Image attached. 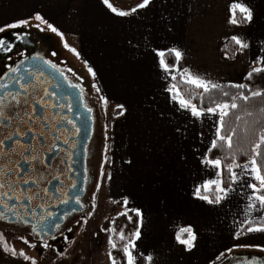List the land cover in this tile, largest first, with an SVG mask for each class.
I'll return each instance as SVG.
<instances>
[{
  "label": "crops",
  "instance_id": "obj_1",
  "mask_svg": "<svg viewBox=\"0 0 264 264\" xmlns=\"http://www.w3.org/2000/svg\"><path fill=\"white\" fill-rule=\"evenodd\" d=\"M243 2L254 9L255 20L237 28L227 22L232 0H154L128 17L115 16L102 0H0V27L39 13L63 34L62 47L95 71L91 78L108 101L103 103L108 117L105 191L125 211L143 212L138 251L151 254L153 264H210L237 245L205 249L200 242L216 215L192 192L213 178L214 170L205 168L201 157L215 138L216 118L194 120L178 110L165 91L169 81L155 50L178 47L185 53L183 65L193 72L224 85L243 83L250 63L264 56V0ZM233 35L250 48L230 59L225 46ZM235 187L230 197L239 213L251 190ZM188 225L199 236L191 251L175 240L179 228ZM241 243L264 247V237H244ZM244 254L252 253L237 256ZM138 264H144L142 258Z\"/></svg>",
  "mask_w": 264,
  "mask_h": 264
},
{
  "label": "snow or ice",
  "instance_id": "obj_2",
  "mask_svg": "<svg viewBox=\"0 0 264 264\" xmlns=\"http://www.w3.org/2000/svg\"><path fill=\"white\" fill-rule=\"evenodd\" d=\"M103 4L110 10L112 14L117 17H128L139 10L148 9L154 0H141L136 7H133L130 11L119 9L114 6L111 0H102ZM228 20L227 22L234 27H242L246 25H252L255 20L254 9L243 2V0H232V3L228 8ZM37 23L32 24V20ZM43 25L44 27H41ZM35 27L39 31L43 32L45 30L54 33L56 36L63 39V34L55 27L53 24L49 23L45 17L39 13H36L33 17L21 19L14 23L7 24L6 26L0 27V33H5L8 30L21 29ZM22 39V37H18ZM231 41L237 46V52L242 54L244 50L250 48V44L245 40L241 39L237 35L231 36ZM14 44L9 43L5 39H0V52L5 54L13 51ZM67 47V45H65ZM71 51H74L70 49ZM264 51V49H261ZM23 55V53H20ZM156 56L159 58L158 65L160 70L165 74L164 78L168 80V85L165 87V91L169 94V99L175 105H178V110L182 112H187L194 120H203L205 117H215L213 124L215 125V138L212 139L210 147L201 157V163L205 168L214 170L213 178L206 179L201 183L194 186L192 196L194 199L202 201L208 205H220L222 202L227 201L230 196L236 193L237 188L235 186L243 184L248 189L251 190L250 194L246 196L247 203L243 210L244 218L242 220L236 221L239 225L238 230L234 234V239L242 240L244 237H251L255 235H260L264 237V129L260 130L258 133L257 141L253 144L250 149L251 154L247 152L242 153L246 156V162L240 163L237 155L233 152V137L236 136V130L232 129L229 134H225V123L226 118L230 114L241 107L239 102H243L245 106L249 105L251 102L260 100L261 103L258 107L253 105L255 112H257L261 119H264V85L257 83L258 78L264 79V56H258L253 60L249 67L250 71L246 73L243 77L248 83H231L228 85L220 84L214 82L210 79L193 72L189 67L183 65L185 58V53L178 47H170L165 50H155ZM171 54L174 57V63H169L166 60V55ZM33 59L42 60L48 67L60 71L55 64H52L48 60H44L43 57L37 56ZM20 65L16 67H10L8 69L9 78L13 80V83L20 84L24 79L20 76H11L12 73H17ZM89 73L92 75L93 79L96 78L95 71L89 67ZM63 75V72L60 73ZM28 75L35 76L36 73L29 72ZM179 76V83H172L177 81ZM79 79V78H78ZM180 84L189 86L190 89H194L195 92L191 96H187L180 87ZM72 88H78L81 95L84 94V89L76 83H70ZM9 87L7 82L0 83V90L7 89ZM29 87L32 85L24 86L21 84V91L23 93L29 92ZM92 87H96L95 84ZM226 89H236L237 92L231 93ZM99 92L100 89L97 88ZM214 93H220L226 99L219 100L214 95ZM48 95L47 92L44 93ZM100 99L105 105L108 101L104 96ZM199 100V103H194V100ZM36 104H39L41 108L48 107L47 104L42 103L41 100H36ZM28 97L25 95L21 97L20 92H6L3 96H0V122L16 121L18 123L31 121L33 116H36L35 108L31 109V114L25 116L21 115V112L27 111ZM87 107V106H86ZM119 109H124L123 105L117 106ZM88 112H91L90 107L87 108ZM124 115V111L119 113ZM254 114L253 110H247V115L252 116ZM44 117H37V119H43ZM236 119L239 121L242 117L237 116ZM260 121H256L259 123ZM70 123V121H69ZM28 131H32L28 128ZM179 131V129H177ZM21 134L20 129H15L9 134H6L4 139H0V149L6 147L5 140H11L13 136H19ZM245 135H247V129L245 130ZM16 145L23 147L25 152L34 151L31 146H23L21 142L17 140ZM16 149L13 148L10 152L0 151V208L5 211H0V221L8 220L10 223H16L22 227L30 228V235L34 237H39V244L44 249H51V245L48 243L49 240L56 239L53 232L61 230V224L57 220V214L48 210L42 204L34 203L37 197H40V192L29 189V194L19 190V185L23 184H37V180H29L27 177L23 180H17L16 177L20 175L19 162H8V157L15 153ZM214 152L227 153L222 156L214 155ZM22 156L23 153H20ZM38 159L37 156L32 155L24 159V162L33 165L34 161ZM231 163H227V161ZM129 163H131L129 161ZM239 170V171H237ZM31 171H35L34 168ZM225 173H227L228 180L225 181ZM103 176V173H101ZM87 179V178H86ZM108 179H111V175H108ZM75 187V185H73ZM99 186H97L98 190ZM46 193V190H45ZM214 193V195H210ZM66 195V194H62ZM42 199V197H41ZM75 204L79 205L80 209H83L85 205L81 202L79 196L74 198ZM69 199H60L61 204L67 205ZM94 199V197H93ZM27 200L29 204H34L33 208V218L35 223L31 220L21 216L18 209L11 205L10 201H16L18 204H23ZM123 206L127 209L129 205L128 198H124ZM95 205H93L94 207ZM35 208H42L43 211L37 215L35 213ZM11 211L16 217V220H11L7 216V212ZM128 211L134 212L137 219L133 221L132 217L128 215ZM27 212V209H25ZM69 213L66 212L64 217L66 218ZM120 216L127 219L129 223H134L135 228L130 233H125L123 228L118 227H107L101 229L108 233V245L110 251L108 252V257L110 264H117V257L113 255V252L121 253L120 260L121 264H138L140 258L143 259L144 264H153V256L151 254L145 255L138 251L137 241L142 239L141 227L143 225V212L138 208L128 209L127 211L121 212ZM51 222V223H50ZM87 221H85L86 223ZM115 224V220L112 221ZM126 227V225H125ZM67 231L71 232L72 229L68 228ZM120 241V246L118 247L116 239ZM23 239V243L28 245V247L35 249L37 243H29L28 239ZM3 240V233H0V241ZM175 240L177 243L187 251H191L196 244L197 235L194 228L191 225L180 227L175 233ZM237 247L252 248L256 247L260 252H264V247L258 245H252L249 243L238 244ZM0 248H2L5 254L11 255L13 258H22L27 264H38L35 258L29 257L24 250L17 251L16 248L10 247L6 241L0 243ZM254 264V261L252 262Z\"/></svg>",
  "mask_w": 264,
  "mask_h": 264
},
{
  "label": "flooded vegetation",
  "instance_id": "obj_3",
  "mask_svg": "<svg viewBox=\"0 0 264 264\" xmlns=\"http://www.w3.org/2000/svg\"><path fill=\"white\" fill-rule=\"evenodd\" d=\"M0 39L15 45L10 53L0 52V83L7 82L9 85L7 89L0 90V96L6 92H20L21 97H28L27 111L21 112V115L26 117L31 114L32 108L36 110V116H33L31 121L0 122V139H4L6 134L17 128L21 132L19 136L5 140L6 147L0 151L11 153L13 148L16 149V152L7 158L9 163L19 162L20 175L16 179L23 180L27 177L30 181L37 180V184L21 183L19 190L26 195L29 194V189L40 192V197H37L34 203L42 204L49 211L56 213L61 224L60 231L53 229L56 239L48 241L51 249L42 248L39 244L40 238L30 235V228L10 223L7 219L0 221V233L11 238L15 246L20 245L35 252L42 262H48L71 247L74 236L85 225L88 215L92 212L93 197L106 156L107 126L100 112V104L103 101L99 92L92 87L90 79L74 70L64 55L63 47L56 44L44 31L29 27L8 30L0 33ZM37 56L55 64L60 71L48 67L42 60L33 59ZM17 65H20L18 72L12 73L11 76L23 77L20 84L13 83L8 73L10 67ZM29 72L36 75H28ZM70 83L79 84L84 89L83 96L78 88L70 87ZM21 84L32 87H29L28 93H23ZM45 92L48 95H45ZM36 100H41L48 107L41 108L35 103ZM88 107L92 109L91 112L87 111ZM28 128L32 131H28ZM17 140L23 146H31L34 151L25 152L23 147L16 145ZM32 155L38 157L33 165L25 163L24 159ZM32 168L35 171H31ZM76 196H79L85 205L83 209L75 204L74 199H69ZM61 198L69 199V203L61 204ZM9 203L18 209L21 216L35 223L34 204H29L27 200L22 205L16 201ZM0 211L5 210L0 208ZM42 211V208H35L37 215ZM66 212L69 213L67 217L61 219ZM7 216L11 220L17 219L11 211L7 212ZM68 228L72 231H67ZM20 237L28 239L29 243H37V247H28ZM253 261L254 264H264V258L253 253L240 255L221 264H252Z\"/></svg>",
  "mask_w": 264,
  "mask_h": 264
},
{
  "label": "rangeland",
  "instance_id": "obj_4",
  "mask_svg": "<svg viewBox=\"0 0 264 264\" xmlns=\"http://www.w3.org/2000/svg\"><path fill=\"white\" fill-rule=\"evenodd\" d=\"M112 1H114V3L118 5H127L139 2L140 0ZM41 27L43 26L41 25ZM44 32L48 36H51L56 44L58 43L60 44V46H62V40H60L59 36H56L54 33L47 30H45ZM63 50L64 55L68 58L74 70L88 77L92 85L95 84L93 79L91 78L89 71L83 65V63L78 61L77 57L72 56L68 49H66V46L63 47ZM95 90L97 91V87H95ZM100 107L101 118L104 124L107 126V112L105 111L104 104L102 102L100 104ZM105 167L106 163L103 165V176H100L98 184L99 188L96 191L94 197L93 205L95 206L91 210V214L88 215V219L86 220L87 222L85 223V225H83L74 236L71 247L68 248L63 254L58 255L48 262H42L37 253L31 252L21 247L20 245L15 246L14 241L9 237L3 236V240L0 241V243L6 241L10 247L14 246L17 251L24 250L29 257L35 258L38 261V264H110V260L108 257V252L110 251L108 245L109 234L101 231L102 224L105 220L120 215V213L124 212L125 210L121 207H118V205H116V201L111 199L110 191H105ZM210 209L213 210L212 214L216 215V219L214 221L216 223L213 224V228L207 231L205 230V234L204 231H202L203 234L200 241L202 246L205 247V249H213L217 247L218 249H223V247L230 246L232 244L238 245L239 240L234 239V234L239 228V225L236 223V221L242 220L244 218V208L239 211V213H236V201H233V199H231L230 197L227 201L222 202L220 205H212ZM198 240L199 236L197 235L196 242ZM237 245H234L229 249H225V251H223L219 255V257L210 264L226 263L233 258L239 257V255L237 256V253L240 252L255 253L256 256H261L264 258V252H260L256 247L242 248L237 247ZM0 264H27V262H25L22 258H13L11 255L5 254L2 248H0Z\"/></svg>",
  "mask_w": 264,
  "mask_h": 264
},
{
  "label": "trees",
  "instance_id": "obj_5",
  "mask_svg": "<svg viewBox=\"0 0 264 264\" xmlns=\"http://www.w3.org/2000/svg\"><path fill=\"white\" fill-rule=\"evenodd\" d=\"M113 4L114 1L111 0ZM139 3H141V0L139 2H135L133 4H127V5H117L120 8H123V10L130 11L133 7H136ZM237 46L234 44V42L229 39L225 46V52L228 55L230 59H233L235 57V53ZM166 60L171 64L174 63V57L171 56V54L166 55ZM174 83H179V76L177 78V81H174ZM243 83H248V81H244ZM257 83L260 85H264V79L257 80ZM181 90L187 95L191 96L193 92H195L194 89H190L189 86L180 84ZM230 91L231 93L237 92L236 89H226ZM214 95L219 100L226 99L223 96L220 95V93H214ZM194 103H199V100H194ZM241 104V107L237 109L236 111L232 112L229 117L226 118L225 123V134H229L232 129L236 130V136L233 137V152L238 157V160L240 163L246 162L247 157L242 155V153L247 152L249 155L251 154L250 149L253 146V144L257 141L258 133L260 130L264 129V119H261L260 115L255 112L253 105L258 107L261 103L260 100L251 102L249 105L245 106L243 102H239ZM247 110H253L254 114L252 116L247 115ZM240 116L242 117L241 120H237L236 117ZM260 121L259 123H256V121ZM247 129V135H245V130ZM227 153H220V152H214V155L222 156ZM227 163H231V161H227ZM225 181L227 182L228 176L227 173H225ZM210 195H214V193H210ZM118 207H121V205L118 204ZM128 215L132 217L133 221L137 219L134 212H128ZM115 220V224L112 223V221ZM126 225V227H125ZM107 227H118L123 228L125 233H130L135 228L134 223H129L127 219L123 216L117 215L112 217L111 219H107L102 224V229ZM118 247L120 246V241L118 238L116 239ZM113 255L117 257V264H121L120 256L121 253L113 252Z\"/></svg>",
  "mask_w": 264,
  "mask_h": 264
}]
</instances>
